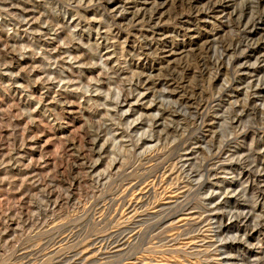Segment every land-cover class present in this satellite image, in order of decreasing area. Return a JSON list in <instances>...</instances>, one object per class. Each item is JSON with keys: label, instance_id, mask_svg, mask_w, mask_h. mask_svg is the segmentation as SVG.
I'll list each match as a JSON object with an SVG mask.
<instances>
[{"label": "rangeland", "instance_id": "1", "mask_svg": "<svg viewBox=\"0 0 264 264\" xmlns=\"http://www.w3.org/2000/svg\"><path fill=\"white\" fill-rule=\"evenodd\" d=\"M0 264H264V0H0Z\"/></svg>", "mask_w": 264, "mask_h": 264}]
</instances>
